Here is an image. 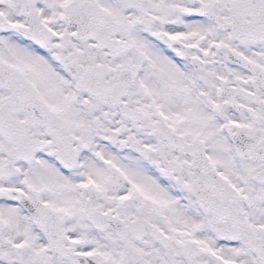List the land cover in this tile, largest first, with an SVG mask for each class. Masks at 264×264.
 I'll use <instances>...</instances> for the list:
<instances>
[{
  "label": "snow or ice",
  "instance_id": "6c2138e0",
  "mask_svg": "<svg viewBox=\"0 0 264 264\" xmlns=\"http://www.w3.org/2000/svg\"><path fill=\"white\" fill-rule=\"evenodd\" d=\"M0 264H264V0H0Z\"/></svg>",
  "mask_w": 264,
  "mask_h": 264
}]
</instances>
